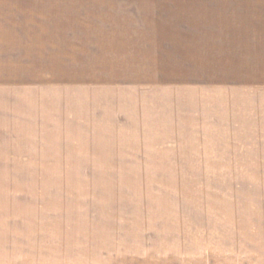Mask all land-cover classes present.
Masks as SVG:
<instances>
[{"label":"rangeland","instance_id":"374dc122","mask_svg":"<svg viewBox=\"0 0 264 264\" xmlns=\"http://www.w3.org/2000/svg\"><path fill=\"white\" fill-rule=\"evenodd\" d=\"M59 108L65 175L0 179V264H264V92L77 88Z\"/></svg>","mask_w":264,"mask_h":264},{"label":"crops","instance_id":"0c3cea01","mask_svg":"<svg viewBox=\"0 0 264 264\" xmlns=\"http://www.w3.org/2000/svg\"><path fill=\"white\" fill-rule=\"evenodd\" d=\"M124 87L264 92V0H0V179L65 175L60 97Z\"/></svg>","mask_w":264,"mask_h":264}]
</instances>
